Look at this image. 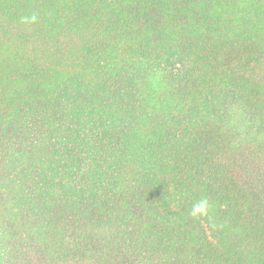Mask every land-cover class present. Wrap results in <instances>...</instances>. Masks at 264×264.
Returning <instances> with one entry per match:
<instances>
[{"label": "trees", "instance_id": "trees-1", "mask_svg": "<svg viewBox=\"0 0 264 264\" xmlns=\"http://www.w3.org/2000/svg\"><path fill=\"white\" fill-rule=\"evenodd\" d=\"M0 264H264V0H0Z\"/></svg>", "mask_w": 264, "mask_h": 264}, {"label": "clouds", "instance_id": "clouds-1", "mask_svg": "<svg viewBox=\"0 0 264 264\" xmlns=\"http://www.w3.org/2000/svg\"><path fill=\"white\" fill-rule=\"evenodd\" d=\"M35 19V17H33ZM210 204L207 199H200L199 201L195 202L191 208V215L193 217L197 216H207L209 213Z\"/></svg>", "mask_w": 264, "mask_h": 264}]
</instances>
